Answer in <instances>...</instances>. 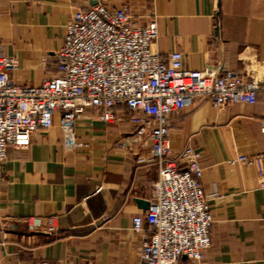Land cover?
Returning a JSON list of instances; mask_svg holds the SVG:
<instances>
[{
    "label": "crops",
    "instance_id": "1",
    "mask_svg": "<svg viewBox=\"0 0 264 264\" xmlns=\"http://www.w3.org/2000/svg\"><path fill=\"white\" fill-rule=\"evenodd\" d=\"M128 4L138 22L157 21L155 50L182 54L193 70H234L264 85V0H0V55L15 56L11 80L39 85L55 72V53L75 11ZM111 123L81 118L67 149L59 116L26 147H9L0 179V264H139L132 219L146 209L158 165L151 140L127 141L144 115L115 107ZM264 88L252 104L215 107L199 97L170 117V156L199 152L201 184L213 216L211 245L199 262L264 264V187L258 166L238 156L264 152ZM141 202V203H140ZM53 218L49 231L47 219ZM41 225L30 230L29 221Z\"/></svg>",
    "mask_w": 264,
    "mask_h": 264
},
{
    "label": "built area",
    "instance_id": "2",
    "mask_svg": "<svg viewBox=\"0 0 264 264\" xmlns=\"http://www.w3.org/2000/svg\"><path fill=\"white\" fill-rule=\"evenodd\" d=\"M158 29L155 17L138 22L128 4L118 8L95 4L75 11L55 53V72L39 85L11 80L17 69L15 56L0 55V179L9 147H26L37 128H49L56 113L67 149L76 146L75 128L83 117L104 123L116 119L115 107L125 106L138 122L127 141L151 140L150 161L158 165L148 205L132 219L141 234L139 264L199 262L211 245L213 216L201 184L199 152L186 144L170 156V117L204 97L215 107L252 104L264 88L255 75L234 70H193L183 66L182 54L161 56L155 50ZM264 132V120L260 122ZM238 163L258 166V183L264 187V152L238 156ZM41 222L28 223L36 230ZM52 232L53 218L47 219ZM39 264H48L43 260Z\"/></svg>",
    "mask_w": 264,
    "mask_h": 264
},
{
    "label": "water",
    "instance_id": "3",
    "mask_svg": "<svg viewBox=\"0 0 264 264\" xmlns=\"http://www.w3.org/2000/svg\"><path fill=\"white\" fill-rule=\"evenodd\" d=\"M140 203H141V202H140ZM144 205H145V206H147V205H148V202H147V201H145V202H144Z\"/></svg>",
    "mask_w": 264,
    "mask_h": 264
}]
</instances>
